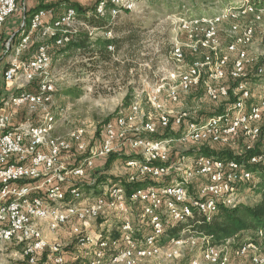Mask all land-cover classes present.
<instances>
[{"label":"built area","instance_id":"2783aa9c","mask_svg":"<svg viewBox=\"0 0 264 264\" xmlns=\"http://www.w3.org/2000/svg\"><path fill=\"white\" fill-rule=\"evenodd\" d=\"M147 1L97 0L88 15L114 18L137 11ZM233 3L215 15L180 18L179 31L186 35L187 42L183 44V39L177 38L171 59L185 66L186 46L192 55L191 65L172 73V82L162 78L147 94L145 102L139 96L132 100L104 123L100 138L94 143L87 139L88 132L82 125L69 138L54 135L59 118L47 112L46 106L54 100L56 81L49 71L52 47L44 41L52 38L56 46L65 45L81 30L90 35L98 31L104 38H110L112 29L90 26L71 7L60 12L51 23L46 22V17L52 14V9L41 8L32 14L30 24H24L21 40L4 75L8 84L40 82L37 91L12 95L0 105V247L13 242L20 245L27 264H49L48 261L70 264L68 255L82 252L92 254L86 264H140L149 259L156 264H173L186 241L185 229L180 236L169 233L174 225L189 221L195 210L211 221L221 206L233 208L242 203V186L256 181L251 166L264 162V149L248 159L225 160L197 154L194 148L227 143L240 132L254 139L261 134L256 124L264 115V95L255 100L251 88L246 86L249 81H242L247 74L246 53L239 49L252 43L254 28H244L240 36L228 42L222 54L217 46L216 26L224 18L238 22L249 15L259 19L261 16L248 0ZM17 10L18 0H0V35L7 19ZM201 28L202 36L198 38ZM36 33L43 37L41 44L31 57L21 58L36 43ZM108 46L114 49L112 44ZM202 50L210 52L201 56ZM232 53H237V57L229 76L237 82L233 90L236 98L225 113L205 117L188 111L176 113L168 107L167 101L176 104L181 93L201 84L203 73L208 98L217 101L229 96V87L220 82L227 77L225 69ZM263 74L264 62L256 71V75ZM26 105L33 112L43 113L41 122L11 127L10 108ZM168 130L174 134L153 137ZM177 144L193 154L175 152ZM77 153L82 158L75 166L60 161L63 155ZM127 153L138 158L121 159L130 168L126 176L99 180L95 173L101 167L96 169V161ZM91 170L94 175H90ZM149 179L157 184L129 192V185ZM84 185L102 191L89 197ZM114 216L119 222L113 226L110 220ZM97 219H102L100 225L106 224L108 230H88V225ZM67 225H72L75 237L73 250L64 241H50L44 231L47 228L58 233ZM258 234L263 239V231ZM188 239L203 243L200 260L205 264H264V251H260L256 241L233 247L230 241L211 245L202 237L191 235ZM251 251L247 262H241ZM45 255L47 260L42 262ZM200 260L194 259L190 264H200Z\"/></svg>","mask_w":264,"mask_h":264},{"label":"rangeland","instance_id":"374dc122","mask_svg":"<svg viewBox=\"0 0 264 264\" xmlns=\"http://www.w3.org/2000/svg\"><path fill=\"white\" fill-rule=\"evenodd\" d=\"M233 1L235 0H148L137 11L123 13L115 19V26L121 29L119 31L112 28V37L110 38L123 39L126 36H130L127 38L130 40H124L123 47L114 54L111 61L101 62L97 67H93L90 59L81 53H69L64 56H57V53L55 55L52 54V65L49 71L53 75L60 91L55 94L53 102L46 106V111L56 114L59 118L54 135L69 138L74 129L82 125L88 132L87 139L91 143L98 141L103 131L104 123L127 107L124 108V104L128 97H130V102L134 101L137 96L140 97L142 103L145 102L148 98L147 94L161 82L162 78L166 77L165 82H172L170 78L172 73L176 72L177 74L179 70L184 67L186 70L191 65L190 58L192 55L186 46L185 66H180L171 59L173 43L177 41V38L179 41L183 39V44L187 42L186 35L184 33L182 35L179 31L180 18L215 15L224 6L234 4L232 3ZM257 14L261 16L260 19L256 17L255 19V15H249L238 22H231L224 18L216 25L218 33L217 46L222 50V54H224V49L228 42L240 36L244 28L247 26L254 28L252 43L241 46L239 49L246 53L245 67L247 74L242 78V81H249L246 86L251 88L255 95V100L264 95V74L256 75L258 67L264 62V10H259ZM202 30L203 28L198 31V38L202 36ZM99 35L101 34L98 31L97 33L89 34L90 39L104 38ZM14 43V38L3 43L2 49L6 52L5 56L13 55ZM115 49L116 47L113 51ZM208 52L210 50H202L201 56ZM236 57L237 53L229 55L228 59L230 62L225 69L227 77L220 82L221 85L229 87L233 94L237 82L231 79L229 72ZM83 63L87 65L79 69L76 67V65L81 67ZM201 77L203 78L200 86L197 85L191 91L181 93L180 101L176 104L167 101L168 107L172 108L176 113L188 111L199 115L203 110L216 112L226 103L231 104V94L226 98L220 97L217 101L208 98L204 93L206 74L203 73ZM75 84L82 88L83 94L80 97H69L61 92L67 87L75 86ZM27 111L28 114L34 113L30 106H27L25 113ZM38 111L35 113H38ZM41 114L43 113L41 112ZM256 125L261 128L260 137L257 139L240 132L237 136L230 138L227 143H216L212 146L217 150L229 149L234 152H242V154L246 149H264V115ZM173 149L175 152H181L185 147L177 144V147ZM81 158L82 155L77 153L67 154L65 160L62 158L61 160L65 161L67 166H75ZM107 160L100 159L95 165L97 168L101 167L100 171L95 173V175L100 176L99 180L101 181L122 178L130 171V168L119 158L111 160L110 166H108ZM254 182H258V179L256 178ZM84 189L89 197H94L95 194L102 191L101 188L90 190L92 188L89 185H84ZM240 195L242 203H253L258 198L252 187L247 185L242 188ZM101 221L102 219H97L91 222L87 227L88 230L93 231L98 228L108 230L106 224L100 225ZM117 222H119V219L115 218V216L110 220V224L113 226ZM82 227L85 228V226ZM185 230L186 232L184 233L183 231L182 234L184 233L186 241L173 264H190L194 259L200 260L201 258L203 243L198 240L193 243L191 239H188L189 236L193 235L192 231L187 227H185ZM236 241L237 239L231 240L233 243ZM74 243L75 241L73 240V243L67 247L72 250ZM258 243L260 251L263 252L264 239H261ZM4 247H6L4 244L0 247V256H2V253L7 254L10 250H13V248L6 250ZM251 253L253 251L243 258L241 262H247ZM199 263L205 264L201 260ZM140 264H156V261L149 259Z\"/></svg>","mask_w":264,"mask_h":264},{"label":"trees","instance_id":"16d2710c","mask_svg":"<svg viewBox=\"0 0 264 264\" xmlns=\"http://www.w3.org/2000/svg\"><path fill=\"white\" fill-rule=\"evenodd\" d=\"M251 4L255 6L258 10L262 9L264 7V0H248ZM234 2V1H233ZM232 2V3H233ZM58 4V3H57ZM57 6L56 4H49L47 6H40L36 11L40 10L41 8H54ZM68 8H75L78 17L84 21H86L90 26H96L99 29L107 30L110 29H117L120 31V27L115 26L116 24V18L120 17L122 14H119L116 17H107V18H101L96 15H88V10L81 7V5L77 3L73 4H67ZM95 6V5H94ZM94 6L90 9L93 10ZM35 11V12H36ZM32 18V17H31ZM130 36H126L123 39L122 38H96V39H90L89 33L87 31L81 30L74 34L73 38L65 45H58L56 46L54 44V39L47 38L44 43L50 45L51 48V55L56 54L58 55H65L69 53H81L90 59V63H93V67H97L99 64L106 63L108 61H111L113 59L114 54L121 50L123 47L122 44L125 39L129 38ZM132 39V38H131ZM130 40V39H127ZM41 44V42H36L31 46L32 54L35 53V51L38 49L37 47ZM109 44H112L114 48L116 47L115 51L109 49ZM34 46V47H33ZM29 51L26 50L25 52ZM31 54V55H32ZM25 53L21 56V58H26L27 56H24ZM87 64H82V67H84ZM89 65V64H88ZM81 67V68H82ZM232 79V78H231ZM233 80V79H232ZM235 81V80H233ZM39 80H34L33 83L36 87V90L39 86ZM199 84L198 86H200ZM197 87V86H196ZM195 87V88H196ZM24 91H29L25 89L18 90L16 92V95H19L23 93ZM35 91H29V92H35ZM57 91H60L57 87V83L55 82V91L52 93L53 97L55 94H57ZM231 103L235 100V95L231 92ZM64 95L69 97H80L83 94L82 88H79L78 84H75L73 87H67L61 91ZM129 98L126 99V102L124 104V108L130 104ZM129 101V102H128ZM229 104L226 103V105L221 106L219 109L216 110V112H207V111H201V114L199 116H215L219 114H223L226 112V107ZM110 120V119H109ZM108 121V120H107ZM174 134L173 131L168 130L165 131L163 134H158L153 137H163L167 135ZM213 144H201L194 147L196 149L197 154H203L206 156H215L216 158L220 159H236V160H243L248 159L251 155L256 153H261L260 149H252V150H245V152L242 154V152H234L229 149L227 150H217L213 146ZM179 152V151H178ZM182 152L193 154L190 149H184ZM180 153V152H179ZM123 159L127 160L128 158H138L137 155L132 153L127 154H112L107 159V164L110 166V162L113 159ZM108 168V167H106ZM251 169L257 176L258 182H253L250 184H246L247 186L252 187V190L257 193L259 198L255 200L253 203H241L233 208H227L221 206L219 211L215 213L212 217L211 221H207L205 216L200 213L198 210H195L194 217L191 218L187 222H180L177 225H174L173 228L169 230V233L171 235L180 236L181 232L185 227H187L189 230L192 231V234L195 237H202L208 240V242L213 244H225L226 242L231 240L237 239L235 243L231 242L230 246L236 247L240 243H244L246 241H256L259 242L260 236L259 231H263V239H264V162H261L258 165H252ZM118 179V178H114ZM105 181V180H104ZM150 184H157L155 181L152 180H146L145 182H139L133 185H129V192L132 191V189L139 188V187H145ZM245 185L242 186L245 187ZM179 229H181L179 231ZM179 231V232H178ZM204 242V243H205Z\"/></svg>","mask_w":264,"mask_h":264},{"label":"crops","instance_id":"0c3cea01","mask_svg":"<svg viewBox=\"0 0 264 264\" xmlns=\"http://www.w3.org/2000/svg\"><path fill=\"white\" fill-rule=\"evenodd\" d=\"M96 1L97 0H18V10L7 19L1 31L2 33L0 35V105L8 101L10 96L16 95V92L18 90H21V89L22 90L25 89L29 91L36 90L35 85L27 81H19V82L9 83V84L5 82L4 75H5V71L8 68V62L11 58V55L5 56L6 52L2 49L3 43L5 41H8L14 38L15 40L14 46L16 47V45L21 40V37L23 34L22 29L24 27V24H28V25L30 24L31 17L33 16L32 14L38 8H40V6H47L49 4L57 5L54 8H50L53 10V12L52 14H49L46 17V22L51 23L54 19L57 18L60 12L68 8L67 4L70 5L73 3H77L81 5V7H83L84 9H87L89 12L90 9L95 5ZM34 40H37L36 42L38 43V42H41V40H43V37L40 33H36V35L34 36ZM78 53L79 52H77L76 54ZM31 54H32V51L31 49H29V51L25 52L24 56H27L26 58H29L33 55ZM76 67L79 69L82 67V65L81 67L80 65L78 66L76 65ZM76 73L78 74V72ZM26 108L27 106L10 108L9 112L11 115V121H10L11 127H16L19 125H27V123L38 124L41 122V119L43 116L41 112H38V113L34 112L31 114H28V111L25 113ZM65 156L67 157V155H63L61 158L65 160ZM62 163L65 164V161H62ZM99 168L100 167L98 168L96 167V169H99ZM92 171L93 170L89 172L90 175L92 174L94 175V172ZM41 182H42V179L39 180V183ZM71 227L72 225H67L58 233H53L49 231L47 228L46 229L44 228V231H45V234H47L50 241L53 242L58 239L62 242L64 241L66 245L67 244L69 245V244H72L73 240L75 239L73 231L71 230ZM93 232H96V230H93ZM4 245H6L4 249L8 250L10 248H13V250H10L7 254L2 253V256H0L1 257L0 264H27V261L23 255V250L20 245L14 242L4 243ZM73 249H74V246L72 247V250ZM45 256L46 257H42V262H46L48 256L47 255ZM91 257H92V254H85V252L84 253L82 252V254L80 255H68V260L70 264H86L90 260ZM47 263L50 264L51 262L48 261Z\"/></svg>","mask_w":264,"mask_h":264}]
</instances>
